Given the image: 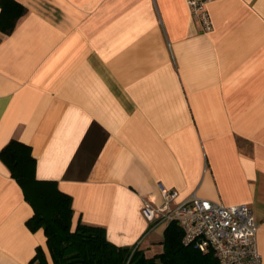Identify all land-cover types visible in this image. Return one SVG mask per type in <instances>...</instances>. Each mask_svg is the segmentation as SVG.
Wrapping results in <instances>:
<instances>
[{
    "label": "crops",
    "instance_id": "crops-1",
    "mask_svg": "<svg viewBox=\"0 0 264 264\" xmlns=\"http://www.w3.org/2000/svg\"><path fill=\"white\" fill-rule=\"evenodd\" d=\"M0 30V150L30 145L35 176L70 195L72 228L162 251L171 208L196 194L246 203L264 264V0H212V29L185 0H16ZM0 158V264H27L41 227Z\"/></svg>",
    "mask_w": 264,
    "mask_h": 264
},
{
    "label": "trees",
    "instance_id": "trees-1",
    "mask_svg": "<svg viewBox=\"0 0 264 264\" xmlns=\"http://www.w3.org/2000/svg\"><path fill=\"white\" fill-rule=\"evenodd\" d=\"M24 12L20 2L0 0V30H12ZM0 158L33 207L27 225L31 229L41 227L46 236L48 254L37 246L27 264H219L212 251L184 244L182 229L175 220L164 229L162 251L153 256L138 247L112 243L102 226L78 221L72 228L70 195L62 192L56 181L35 176L36 160L30 145L12 138L0 150Z\"/></svg>",
    "mask_w": 264,
    "mask_h": 264
},
{
    "label": "built area",
    "instance_id": "built-area-1",
    "mask_svg": "<svg viewBox=\"0 0 264 264\" xmlns=\"http://www.w3.org/2000/svg\"><path fill=\"white\" fill-rule=\"evenodd\" d=\"M194 19L200 20L204 31L212 29L207 5L212 0H185ZM162 206L143 204L145 216L168 221L175 220L181 227L182 242L201 251H212L219 264H261L257 247V223L246 203L226 205L219 201L191 195L171 208L170 200L177 191L160 186Z\"/></svg>",
    "mask_w": 264,
    "mask_h": 264
}]
</instances>
